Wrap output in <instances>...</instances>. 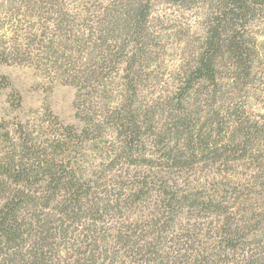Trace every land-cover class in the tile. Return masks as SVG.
<instances>
[{
  "label": "trees",
  "instance_id": "1",
  "mask_svg": "<svg viewBox=\"0 0 264 264\" xmlns=\"http://www.w3.org/2000/svg\"><path fill=\"white\" fill-rule=\"evenodd\" d=\"M170 16L197 32L153 85ZM257 36L264 104V0H0V95L12 66L75 90V124L0 117V264H264Z\"/></svg>",
  "mask_w": 264,
  "mask_h": 264
},
{
  "label": "rangeland",
  "instance_id": "2",
  "mask_svg": "<svg viewBox=\"0 0 264 264\" xmlns=\"http://www.w3.org/2000/svg\"><path fill=\"white\" fill-rule=\"evenodd\" d=\"M168 19L172 21L173 25H167L159 47L161 49L158 53V59L152 65L151 80L154 82L153 85L158 86L168 82V75L172 72V68L179 64L183 56L189 52L190 44H194L193 39L195 37L191 36L192 33L197 32L194 27L190 29L192 33L187 35L184 25L176 24L177 19L172 16ZM184 19L187 21H183L186 25L189 20H193L187 16ZM172 27L175 31L178 29V33H175ZM256 30H258V27H256ZM254 46L256 71L253 83L248 87H244L248 90H242L238 97L234 99V103L238 107L244 105L248 117L252 121L258 122V112H264L262 109L264 108L263 101L258 103V36ZM1 73L6 75L9 81V87L0 95V117L6 118L7 128L15 130V124L21 122L27 123L28 127L33 129L40 123V120H37L36 117L46 111H50L64 124H75L72 107L74 88L51 82L26 67H3ZM3 150L8 151V145L3 146ZM227 167L231 171V176L235 178L245 177L252 169V165L248 161L231 163Z\"/></svg>",
  "mask_w": 264,
  "mask_h": 264
}]
</instances>
